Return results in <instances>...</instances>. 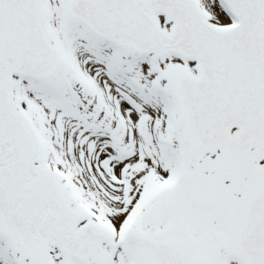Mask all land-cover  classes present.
I'll use <instances>...</instances> for the list:
<instances>
[{
  "label": "snow or ice",
  "instance_id": "6c2138e0",
  "mask_svg": "<svg viewBox=\"0 0 264 264\" xmlns=\"http://www.w3.org/2000/svg\"><path fill=\"white\" fill-rule=\"evenodd\" d=\"M0 264H264V0H0Z\"/></svg>",
  "mask_w": 264,
  "mask_h": 264
}]
</instances>
